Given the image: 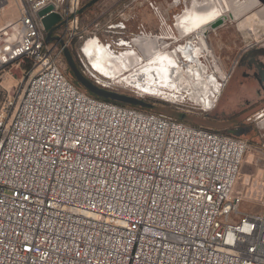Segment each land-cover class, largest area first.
Listing matches in <instances>:
<instances>
[{
    "label": "built area",
    "instance_id": "2783aa9c",
    "mask_svg": "<svg viewBox=\"0 0 264 264\" xmlns=\"http://www.w3.org/2000/svg\"><path fill=\"white\" fill-rule=\"evenodd\" d=\"M57 1L0 30V69L33 68L0 113V264H264V190L260 211L234 193L245 143L78 89L37 17Z\"/></svg>",
    "mask_w": 264,
    "mask_h": 264
},
{
    "label": "rangeland",
    "instance_id": "374dc122",
    "mask_svg": "<svg viewBox=\"0 0 264 264\" xmlns=\"http://www.w3.org/2000/svg\"><path fill=\"white\" fill-rule=\"evenodd\" d=\"M24 1L0 0V30L9 22L19 19ZM89 1L91 0H58L55 3L57 11L67 19L64 28L65 46L77 68L87 78L109 90L144 99L153 105L149 110L151 113H159L173 119L185 114L183 121L185 124L214 130L243 141L246 151L239 168L234 193L242 191L246 194L241 210L260 211L259 198L264 190V88L255 81L250 83L248 80H239L231 84V80L242 56L253 48L263 51L258 61L264 64V2L98 0L79 13ZM75 4L77 22L71 25L70 20L73 18L71 7H75ZM201 8H211L218 11L219 15L202 29L194 31L187 29L189 33L184 35V30L179 28V19L187 10L192 12L193 19L207 12L200 11ZM197 21L192 20L195 23ZM141 38L145 42H141L139 46L136 42L132 43ZM90 40H97L115 56L123 53L134 54L140 58V62L123 72L122 77L128 79L124 78L122 83H116L119 78L115 81L104 78L88 65L82 52V47ZM186 41H191L195 45L197 60L201 65L209 66L211 56L217 61L220 75L227 77L223 90L216 96V103L211 110H206L193 101L198 98V94L199 98L202 96L194 76L197 73L204 75V70L198 67L195 71L190 70V67L196 66V63L191 61V53L188 52L184 56L176 49ZM48 48L58 54V66L63 75L78 89L85 91L75 82L62 48L54 44H48ZM187 48L194 51L190 45ZM174 49L175 55L172 53ZM168 54L169 59L176 64L181 78L178 86H182V89L177 92L178 97L175 96L174 101L170 96H166L173 95V92H168L164 87L160 88V91L161 97L165 96L163 97L165 100L151 94L144 95L142 93L145 92L138 91L135 85L129 82L132 79L131 75L137 77L148 74L150 76L148 79L163 78L162 72L165 73L166 65L169 64L166 56ZM158 55L166 58V61L159 64L160 66L158 63L153 64L154 59L159 58ZM32 71V63L29 60L15 62L0 69V113L6 99L13 102L11 114L14 112ZM249 72L252 74V71Z\"/></svg>",
    "mask_w": 264,
    "mask_h": 264
},
{
    "label": "bare ground",
    "instance_id": "6f19581e",
    "mask_svg": "<svg viewBox=\"0 0 264 264\" xmlns=\"http://www.w3.org/2000/svg\"><path fill=\"white\" fill-rule=\"evenodd\" d=\"M195 5V3H193ZM192 5V8H193ZM201 5V4H199ZM204 7V6H203ZM200 11H207L205 13H201L198 17L194 18L197 19L198 21L192 22L194 20L191 16V11L187 10L183 17H181L178 21L179 23V28L184 30V35H187L189 32L187 31H194L195 29H202L203 26L208 25L211 22H208L210 18L215 16L214 14L216 13L215 10H213L212 14H209L208 11L212 10L211 8H204V9H199ZM198 10V11H199ZM207 22V23H206ZM188 29V30H187ZM187 30V31H186ZM136 42L137 46L140 45V43L145 42L144 39H137L134 40L132 43L134 44ZM190 42V45L192 49L195 51V45L191 41H186L185 43ZM153 43V42H152ZM184 43V42H183ZM182 44L179 45L176 49L181 52V54H187L188 52L191 53L192 55V62L196 63V66L190 67V70L195 71L196 67L204 70V75H201L199 73L195 74L194 79L197 80V84L200 87V94H202V98L194 99L196 102H200L203 105H209L211 103V98H215L216 96L220 95V93L223 90V86L218 84V80L214 75L212 74H206L205 68L199 63L197 60V57L195 58L194 56H197L196 53L193 54L191 49L187 48L188 44ZM147 47V46H146ZM183 48V49H182ZM172 51L173 55H175V50ZM200 49V48H199ZM142 50V48H141ZM82 52L84 56L86 57V60L88 62V65L99 75L103 76L104 78H109L111 80H116V83H120V80L124 81L125 77H122L123 72L125 70H130L133 66H135L137 63L140 62V58L136 57L134 54L131 53H123L121 55L115 56L113 52L109 51L107 47L104 45L100 44L96 40H90L85 43V45L82 47ZM202 53V52H201ZM168 56L167 59L170 58V55ZM134 57V58H133ZM159 57V55H158ZM166 61V58L164 57H159L155 58L153 61V64L158 63L157 65L160 66L159 64L163 63ZM189 69V67H187ZM165 73L162 72V77L163 78H158V79H152V78H147L149 75H131L132 79L129 81L135 85L136 89L138 91H143L145 93H142L144 95L146 94H151L152 96L156 98H160L165 100V96L161 97V92L160 88H166L168 89V92H173V95H166L170 96V98H175L178 97L177 92L182 89V86H178L179 81L181 80L178 69L176 68V64L169 59V64L166 65V69L164 70ZM203 76L205 81L203 82ZM122 77V78H120ZM130 77V78H131ZM150 77V76H149ZM126 80L128 79L125 78ZM137 79L139 81H137ZM127 83V82H125ZM209 91H208V90ZM171 94V93H170ZM180 97V96H179ZM167 100V99H166ZM177 100V99H176ZM205 101V102H203ZM193 102V101H192Z\"/></svg>",
    "mask_w": 264,
    "mask_h": 264
},
{
    "label": "water",
    "instance_id": "95a60500",
    "mask_svg": "<svg viewBox=\"0 0 264 264\" xmlns=\"http://www.w3.org/2000/svg\"><path fill=\"white\" fill-rule=\"evenodd\" d=\"M98 0L89 1L82 10L79 11L81 13L84 9L90 7ZM262 3L264 0H260ZM37 17L40 21V24L46 32L47 36L45 38V44H48L51 39L49 38L50 33L53 27L60 21H62V14L57 11L54 5H47L40 9L37 12ZM64 57L68 68L70 69L75 82L80 85L85 91L88 93L102 97L105 99H109L115 102H119L122 104L141 107V108H152V104L146 102L144 99H140L134 96H128L124 94L117 93L115 91L109 90L108 88L99 85L98 83L93 82L90 78H87L84 73H82L75 65L69 51L65 48V45L62 44ZM263 54V51L257 48H253L247 51L242 58L240 59L237 68L233 74L231 84L233 82H237L239 80H248V82H257L260 87L264 88V71L258 63V58ZM249 71H252L250 74ZM97 82V81H96ZM234 82V83H235Z\"/></svg>",
    "mask_w": 264,
    "mask_h": 264
},
{
    "label": "flooded vegetation",
    "instance_id": "af4514ba",
    "mask_svg": "<svg viewBox=\"0 0 264 264\" xmlns=\"http://www.w3.org/2000/svg\"><path fill=\"white\" fill-rule=\"evenodd\" d=\"M216 11V10H215ZM208 13L209 14H212L213 13V10H210V11H208ZM219 15V12L218 11H216V13H215V16H213L212 18H210L209 19V21L208 22H213L215 19H216V17ZM66 24H67V20L65 19V18H63L62 17V21H60V22H58L54 27H53V29H52V31H51V33H50V36H49V38L51 39V41L48 43V44H54V45H56V46H60L61 48H62V44L63 45H65V36H66V32H65V26H66ZM46 36H47V34H46V32H45V38H46ZM187 46H189L190 44L189 43H185ZM190 47H191V45H190ZM65 48H66V46H65ZM67 49V48H66ZM183 49V48H182ZM68 50V49H67ZM69 51V50H68ZM192 51V50H191ZM62 52H63V48H62ZM70 53V52H69ZM193 54H195V52L193 51L192 52ZM70 55H71V53H70ZM186 54H184V56H185ZM63 56H64V52H63ZM71 57H72V55H71ZM197 56H195V58H196ZM65 58V57H64ZM134 58V57H133ZM73 59V58H72ZM190 58H188V60H189ZM74 61V60H73ZM75 63V62H74ZM75 65H76V63H75ZM76 67H78L77 65H76ZM81 71V70H80ZM82 72V71H81ZM83 73V72H82ZM94 82V81H93ZM123 81L122 80H120V83H122Z\"/></svg>",
    "mask_w": 264,
    "mask_h": 264
},
{
    "label": "trees",
    "instance_id": "16d2710c",
    "mask_svg": "<svg viewBox=\"0 0 264 264\" xmlns=\"http://www.w3.org/2000/svg\"><path fill=\"white\" fill-rule=\"evenodd\" d=\"M85 93H87L88 95L98 99V100H102V101H106V102H110V103H113V104H116V105H119V106H124V107H131V108H134V109H137V110H140V111H143V112H146V113H151L149 112V110L151 109H147V108H141V107H135V106H130V105H126V104H122V103H119V102H115V101H112V100H109V99H105V98H102V97H98V96H95V95H92L90 93H88L87 91H84ZM151 114H159V113H151ZM186 115L185 114H180L178 116L177 119H173V118H170L174 121H177V122H180V123H183L185 124L183 121L185 119ZM185 125H188V124H185ZM188 126H191V125H188ZM193 127V126H192ZM203 129H207V128H203ZM209 131H213V132H216V133H220V132H217V131H214V130H210V129H207Z\"/></svg>",
    "mask_w": 264,
    "mask_h": 264
},
{
    "label": "crops",
    "instance_id": "0c3cea01",
    "mask_svg": "<svg viewBox=\"0 0 264 264\" xmlns=\"http://www.w3.org/2000/svg\"><path fill=\"white\" fill-rule=\"evenodd\" d=\"M97 41V40H96ZM98 42V41H97ZM259 65L261 66V68L263 69L264 71V64H261L259 61H258Z\"/></svg>",
    "mask_w": 264,
    "mask_h": 264
}]
</instances>
